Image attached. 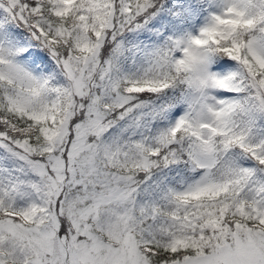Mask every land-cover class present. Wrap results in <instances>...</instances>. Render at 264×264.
<instances>
[{"label": "snow or ice", "instance_id": "obj_1", "mask_svg": "<svg viewBox=\"0 0 264 264\" xmlns=\"http://www.w3.org/2000/svg\"><path fill=\"white\" fill-rule=\"evenodd\" d=\"M0 264H264V0H0Z\"/></svg>", "mask_w": 264, "mask_h": 264}]
</instances>
